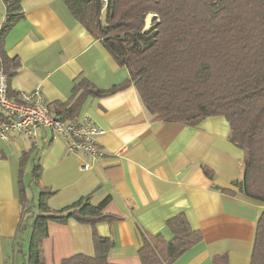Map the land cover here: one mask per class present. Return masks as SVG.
<instances>
[{
	"label": "crops",
	"instance_id": "obj_1",
	"mask_svg": "<svg viewBox=\"0 0 264 264\" xmlns=\"http://www.w3.org/2000/svg\"><path fill=\"white\" fill-rule=\"evenodd\" d=\"M16 1L22 18L0 44L9 62L0 57L8 95L15 98L39 87L56 117L75 122L87 115L105 131L97 139L105 156L90 167L85 155L69 154L64 140L47 130L32 139L15 135L0 141V264H27L26 228L18 234L20 180L28 200L27 171L37 190L31 188L32 195L47 190L51 210L84 196L93 205L108 199L104 213L118 220L98 223L96 232L113 242L110 264H141V235L170 240L166 222L178 214L200 231L202 241L174 264H213L216 256H225L227 264H249L264 206L217 189L232 188L244 163L243 151L228 139L226 120L210 117L194 128L152 121L131 85L111 95H94L93 87L108 90L128 80L127 69L75 21L63 0ZM5 13L0 0V28ZM57 103L67 104L65 111ZM41 250L43 264H60L74 255L93 257L92 227L74 220L49 223Z\"/></svg>",
	"mask_w": 264,
	"mask_h": 264
},
{
	"label": "trees",
	"instance_id": "obj_2",
	"mask_svg": "<svg viewBox=\"0 0 264 264\" xmlns=\"http://www.w3.org/2000/svg\"><path fill=\"white\" fill-rule=\"evenodd\" d=\"M2 1L6 13L0 44L22 18L16 0ZM63 2L75 21L129 73L124 83L108 90L93 87V94L111 95L131 85L155 122L194 128L207 118L223 117L229 126L228 139L243 151L244 163L242 177L232 188L217 189L228 195L240 193L264 206V0ZM148 15L153 17L146 29ZM0 57L4 64L9 63L1 51ZM55 106L65 111L67 104ZM68 111L73 114V106ZM39 171L37 166L33 170L35 180ZM203 172L213 179L211 170L203 167ZM20 184L18 234L33 216L22 180ZM49 194L43 189L37 200L27 264H43L41 245L48 237V224L65 225L69 220L92 227L95 254L74 255L60 264H110L107 255L113 242L96 232L98 223L118 220L104 213L108 199L93 205L90 196H84L65 208L51 210L46 205ZM166 226L172 234L170 240L141 235V264H174L202 241V234L190 227L184 214L170 218ZM213 264H227L225 256H216ZM249 264H264V209Z\"/></svg>",
	"mask_w": 264,
	"mask_h": 264
},
{
	"label": "built area",
	"instance_id": "obj_3",
	"mask_svg": "<svg viewBox=\"0 0 264 264\" xmlns=\"http://www.w3.org/2000/svg\"><path fill=\"white\" fill-rule=\"evenodd\" d=\"M107 1L102 0L104 4ZM45 130L62 138L69 154L85 155L90 160V167L105 156L97 144V139L105 131L90 117L83 115L75 122L55 117L50 113L39 87L29 93L19 92L15 98L10 97L7 76L1 68L0 141L7 142L15 135L32 139Z\"/></svg>",
	"mask_w": 264,
	"mask_h": 264
},
{
	"label": "rangeland",
	"instance_id": "obj_4",
	"mask_svg": "<svg viewBox=\"0 0 264 264\" xmlns=\"http://www.w3.org/2000/svg\"><path fill=\"white\" fill-rule=\"evenodd\" d=\"M152 17H153V15L150 16V19H149L148 22H147V18H146V20H145V27L147 26L146 29H148L150 27ZM25 184H26V192H27V195H28V201H29L30 205H36V199L39 196V193L38 194L35 193V198L32 195V192H31L30 189L32 188L36 192H37V190H36L35 187L31 186V184H30V173L28 171L26 172V176H25ZM32 212H33V214H31V215H33V216L30 215L31 218L28 221V223L26 224V226H28V227H26V230H25L26 231L25 232V236H26L25 237V242L27 244V249H28V244H29V237H30V234H31V227H30V225H31L32 220L35 218L34 216H35V213H36L35 208L32 210ZM20 249H21V247H20ZM19 256L21 257L20 254H19Z\"/></svg>",
	"mask_w": 264,
	"mask_h": 264
},
{
	"label": "bare ground",
	"instance_id": "obj_5",
	"mask_svg": "<svg viewBox=\"0 0 264 264\" xmlns=\"http://www.w3.org/2000/svg\"><path fill=\"white\" fill-rule=\"evenodd\" d=\"M149 19H150V17H149V15H148V16H147V22L149 21ZM146 27H147V26H146ZM146 27H145V28H146Z\"/></svg>",
	"mask_w": 264,
	"mask_h": 264
}]
</instances>
